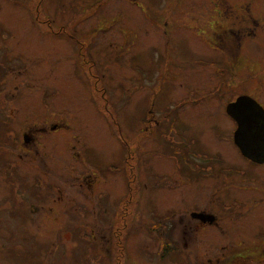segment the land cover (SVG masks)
Segmentation results:
<instances>
[{"label":"rangeland","instance_id":"1","mask_svg":"<svg viewBox=\"0 0 264 264\" xmlns=\"http://www.w3.org/2000/svg\"><path fill=\"white\" fill-rule=\"evenodd\" d=\"M242 93L264 0H0V264H264Z\"/></svg>","mask_w":264,"mask_h":264},{"label":"water","instance_id":"2","mask_svg":"<svg viewBox=\"0 0 264 264\" xmlns=\"http://www.w3.org/2000/svg\"><path fill=\"white\" fill-rule=\"evenodd\" d=\"M259 103L250 96L242 95L236 101L229 103L227 106V114L237 123V130L234 133V142L239 147L241 153L255 160L256 146L250 149L252 138H248V132L254 127L258 128V116L264 113ZM248 130V131H247ZM191 218L200 220L204 224H213L215 216L205 213H192Z\"/></svg>","mask_w":264,"mask_h":264},{"label":"flooded vegetation","instance_id":"3","mask_svg":"<svg viewBox=\"0 0 264 264\" xmlns=\"http://www.w3.org/2000/svg\"><path fill=\"white\" fill-rule=\"evenodd\" d=\"M242 95H246V96H250V95H248V94H245V93H242V94H240V96H242ZM250 97H252V96H250ZM259 99H256L255 98V100L259 103V105L262 107L261 109L262 110H264V101L260 98V96H257ZM253 98V97H252ZM236 100V99H235ZM232 102H234V101H232ZM231 102V103H232ZM229 104V103H228ZM227 104V105H228ZM227 109V108H226ZM230 117V116H229ZM231 118V117H230ZM232 119V118H231ZM258 123H257V125H258V128L257 127H254L253 126V128L251 129V130H249V132H248V138H252L253 137V139H250L251 140V144H250V149L253 147V146H256V155H255V160H253V159H250V158H248V157H246V156H244L242 153H241V151H240V149H239V147L237 146V148H238V150L240 151V153H241V155L248 161V162H250L251 164H254L255 166H260V167H263L264 166V113H262V115H260V116H258ZM149 121H150V119H149ZM236 123V122H235ZM236 125H237V123H236ZM56 127L57 126H53V130L54 129H56ZM236 130H237V126H236ZM235 130V131H236ZM235 131H234V133H235ZM248 131V130H247ZM234 133H233V140H234ZM25 137V142L27 143V144H32L33 142H34V139L32 138V137H29L28 135H25L24 136ZM235 143V142H234ZM4 180H5V177H4ZM195 220V219H194ZM198 222H201L203 225H213V224H209V223H207V224H204L202 221H200V220H197Z\"/></svg>","mask_w":264,"mask_h":264},{"label":"trees","instance_id":"4","mask_svg":"<svg viewBox=\"0 0 264 264\" xmlns=\"http://www.w3.org/2000/svg\"><path fill=\"white\" fill-rule=\"evenodd\" d=\"M162 227V226H161ZM166 231H167V228H165V230H164V233L163 234H161L163 237H164V239L165 240H163V247H162V249H163V251L164 252H167V239H166V237L164 236L165 234H166ZM166 246V247H165ZM165 247V248H164ZM169 250V249H168Z\"/></svg>","mask_w":264,"mask_h":264}]
</instances>
